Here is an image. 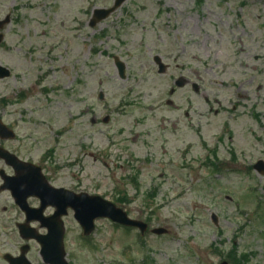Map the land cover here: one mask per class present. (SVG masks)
<instances>
[{"label":"rangeland","instance_id":"374dc122","mask_svg":"<svg viewBox=\"0 0 264 264\" xmlns=\"http://www.w3.org/2000/svg\"><path fill=\"white\" fill-rule=\"evenodd\" d=\"M26 1L13 12L24 11L25 36L14 23L0 54L18 73L0 80V118L18 139L0 146L35 162L51 151L59 185L168 229L142 236L100 219L85 240L71 218L69 263L264 264V177L253 169L264 159V0H128L79 31L89 0ZM181 75L190 82L176 87ZM15 215L0 197V264L24 244L8 228Z\"/></svg>","mask_w":264,"mask_h":264},{"label":"water","instance_id":"95a60500","mask_svg":"<svg viewBox=\"0 0 264 264\" xmlns=\"http://www.w3.org/2000/svg\"><path fill=\"white\" fill-rule=\"evenodd\" d=\"M120 4V3H119ZM105 12V11H103ZM106 13V12H105ZM108 13V12H107ZM106 13V14H107ZM104 15L102 13H97V18H102ZM159 61V58H157ZM117 65L120 69V73L124 76L125 67L124 64L121 63L118 59H116ZM164 70V66L161 64V71ZM8 73L0 67V78L6 76ZM3 128L0 127V132H3ZM3 135V133H2ZM0 156L6 159H9L12 164L15 165L18 171L24 167V163L19 161L16 157L10 156L8 153L0 152ZM11 157V158H10ZM255 168L262 174H264V163L261 161L258 163ZM20 186L17 188V191L14 190V196L18 203H23L25 199H23L22 193L19 190L21 186H25L23 182H19ZM60 190H56L53 188H48L45 190H39L38 194L42 193V195L46 198H49L54 203L59 202ZM71 205L75 209V217L79 221V223L84 228L85 234L89 235L93 232L95 228V220L101 217L110 218L114 221H120L125 225L135 226L137 223L135 221H131L126 217V214L122 212V210L116 208L114 204L106 201L105 199L99 196H88L87 194L76 195L71 194ZM23 209H25L28 214L31 213L29 209L25 205H22ZM50 233L45 236H35L30 235L22 229L23 235L26 237H35L42 244V255L47 263L50 264H68L65 259L66 251L64 247V228L59 224L58 227L53 223L50 225ZM158 232V231H157ZM162 232V231H159ZM25 251V250H24ZM6 258L9 260L10 264H29L25 260L24 257L21 258H12L7 255ZM226 264V263H225Z\"/></svg>","mask_w":264,"mask_h":264},{"label":"flooded vegetation","instance_id":"af4514ba","mask_svg":"<svg viewBox=\"0 0 264 264\" xmlns=\"http://www.w3.org/2000/svg\"><path fill=\"white\" fill-rule=\"evenodd\" d=\"M7 1H11V0H6L4 3H0V54L3 53L4 56L9 55V53H11V48L12 44L9 41V27L12 26L14 23H16V26L18 27V35H19V39L22 40L23 37L25 36V33L21 30V23L23 22V15L22 13L24 11H22L19 15H14L13 12L19 8L26 9V0H13V1H18L19 3H16L13 6V10H10L9 4L7 3ZM44 2L43 0H38V2ZM52 0H47V2H44L45 4H48L49 6L52 5L51 4ZM41 2L39 4H41ZM89 3V1H87ZM52 9L54 8L53 6L51 7ZM82 8V7H81ZM80 13V12H78ZM26 15V13H25ZM70 15L72 16V13H70ZM78 17V14H77ZM90 17V13L88 12L87 15H85V19L82 21L81 23V19L78 18L77 22V26H76V30L79 31L82 29V26H84L86 24L85 20H89ZM72 20H75V17H71ZM18 23V24H17ZM30 35V32H29ZM12 68V67H11ZM13 69V68H12ZM9 127L12 128V124L9 123ZM17 136L18 134L16 133V137L14 139H10L8 141H15L17 140ZM5 149L9 150L10 152H12L13 154L17 155L21 160L26 161V162H31V163H35L37 165V167H33V166H28L25 170H23L21 173H18L19 175H26L29 177V179L31 180H37L40 179V181L42 180V176L44 175L46 177V179L48 180V182H50L51 185H53L54 187H64V188H68L71 190H74L73 188H69L66 186H62L58 184V180L56 177V173L54 171V168H56L53 164H51V160H48L50 158H52V154L49 153V155L47 156H43L41 158L40 161L35 162L32 160L31 157H27L24 155H22L21 153L11 149L10 147H5ZM47 157V159H46ZM17 175L16 169L8 164L6 161H1L0 164V197L5 198V194H8L9 198L12 199V190H10V186L8 183H6V180L8 178L14 177ZM63 202L65 203H60L59 204V208L57 206H53V205H48L44 208L43 212L41 213L42 215H44V217H52L54 214H56V212L59 210L61 212H63V221H64V225L66 227V229L68 230V226H69V222L70 219L73 217V208L71 206H69V200H64ZM28 203L30 205V207L35 208V209H40L43 206V202L40 198L37 197H30L28 199ZM17 206V205H16ZM21 215L24 216V214L20 211ZM18 225V222L17 224ZM34 228H36L38 231L44 233L46 232L45 229L41 228V225L39 223H32L31 224Z\"/></svg>","mask_w":264,"mask_h":264}]
</instances>
